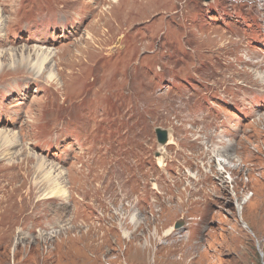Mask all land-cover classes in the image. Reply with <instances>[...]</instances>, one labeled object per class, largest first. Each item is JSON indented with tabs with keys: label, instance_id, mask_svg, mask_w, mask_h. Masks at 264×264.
<instances>
[{
	"label": "rangeland",
	"instance_id": "rangeland-1",
	"mask_svg": "<svg viewBox=\"0 0 264 264\" xmlns=\"http://www.w3.org/2000/svg\"><path fill=\"white\" fill-rule=\"evenodd\" d=\"M3 10L17 42L0 46V264H264V158L236 170V198L206 189L205 151L264 150V116L251 119L264 93L238 103L214 87L264 71L246 65L264 59V0H0ZM38 46L26 56L43 77L13 83L35 75L21 49ZM225 120L230 135L214 137ZM158 129L173 141L164 150Z\"/></svg>",
	"mask_w": 264,
	"mask_h": 264
},
{
	"label": "bare ground",
	"instance_id": "bare-ground-1",
	"mask_svg": "<svg viewBox=\"0 0 264 264\" xmlns=\"http://www.w3.org/2000/svg\"><path fill=\"white\" fill-rule=\"evenodd\" d=\"M0 13L2 14V15L0 14V20H1L0 21V25H3V26H0V30H2L4 32L3 38L0 41V43H1L0 46L7 45V44H9V42L10 43L17 42V39H13V40L12 39L11 40L10 39H7V36L9 35V33L7 31L8 28L5 29V24L7 23V21H6L7 15H5V14L6 13L8 14L10 12L3 10L2 12L0 11ZM83 39H85L84 36L80 35V37H79V39L77 41H81V40L84 41ZM15 50H17V49H14V51ZM21 50H23L22 53H21V57L25 59V61H23L24 62L23 63L24 66H26V68L28 69V71H30V73L34 72L35 69L30 64L31 63L30 60H31L32 55L26 56V52H29V53H31L32 51L34 53L35 52H39V51H41L40 47L38 46L35 49L34 48H29V47L27 48L26 47L25 49H21ZM43 53H45V50H42V54ZM0 54H2L3 57H5V55H6V53H4V50L0 51ZM49 54H46V58H45V59H48V61H49V59L50 60L53 59L52 56H50ZM15 57L16 56L14 54L13 58L15 59ZM246 65H249V66H252V67H255V68H259V69L260 68L261 69H264V59L263 58L261 59V57H260V59H259L258 62L249 59V60L246 61ZM3 67H4V65H3V63H1L0 64V69L3 68ZM43 69L44 68H39L36 73L34 72V74H35L34 76H32V77L31 76H27L26 78H22V80L16 81V82H13V83H15V84H17V83H23L25 85H28L29 82H30V80L32 78L43 77V74L45 72V70H43ZM227 69H228V65H227ZM216 73H217V75H220L221 74L220 71H217ZM256 75H257L256 77L255 76L254 77H247L245 74H241L239 76V81L238 82H235V83H233V82H226L222 86L215 85L214 84V87H215V90L216 91L223 93L224 96H227V97L229 96L228 94L231 91H237V92H239L240 95H239V99L237 100L238 103H243L244 101H247L249 99H253L254 97H257L258 98V101L257 102H259L260 101V98H259L260 95H262L264 93V71L258 72V73H256ZM56 77L57 76H55V80H56ZM51 78H54V75ZM9 85H11L9 82L4 84V86H8V87H9ZM254 106L255 107H259L260 110H259V112L254 117H251V119H254V118L257 117V121H259L264 116V114H263V112H264V104L258 103V104H255ZM254 106H251L252 109L249 110L250 112H252ZM216 116H217V114H216ZM198 119H199V121L201 123H203L204 120H205V116H201ZM226 123H227V121L225 120L224 122H222L219 125L218 132L215 134L216 136H214V137L224 139L226 137V135H230V133H225L224 135L222 134L221 129L225 126ZM234 130L236 131V133L238 135L241 134L240 131L241 132L243 131L241 128L238 129L239 130L238 131L236 125H235ZM201 131L204 132L205 131V128L202 127L201 128ZM258 138H259V140L260 139L264 140V133L263 132L258 133ZM14 139H16V138H14ZM172 142H173L172 139H170V140H168V142H166L160 148L162 150H164V148L166 147V145L167 144H171ZM236 143H237V141H228V142H226L224 145H222L220 147H214L213 145H210L207 141H205V145H206L205 151L207 153V158H208L207 162H208L209 167H211L210 169L214 172V175L212 176V181L209 184L206 185V189H208V188H214V189L219 188V192L228 191V193H232V194H234L236 192L237 193L236 194V196H237L236 198H238V191H237V186H236L237 178L235 176L236 175V170L239 169L241 171V170H243V167L244 166H251L252 165L251 162H254L257 159H260L258 157L264 158V150H261V149L256 150V149H252L251 146L244 147V146H242V143H238V144H236ZM235 148H238L239 149V153H238L237 156H233V152L236 151ZM33 156L37 157V159H38L37 161H39V163L46 164V160H44V158H42L41 156H37L35 154H33ZM219 156L222 157V158H224V159L223 160H220L219 164H217L219 166V170L218 171L216 170V172H215L213 170V162ZM202 164L203 163H201V165ZM203 165H205V164H203ZM203 165H202V167H203ZM204 172H205V170H204ZM226 172H228L230 174V176H225V173ZM195 175H196L195 173H189V176H191L192 178H195L198 183H201L204 180L203 178H201V177L198 178L197 175L196 176ZM191 195H192V192L190 194H188L189 199L191 198ZM246 202H248V200L245 198L244 201H243V203H242L243 204V206H242V209L243 210L246 208L244 206V204H246ZM196 206L197 205H192V210L193 209H196L195 208ZM47 227H51V226L48 225ZM170 234H171V232H170Z\"/></svg>",
	"mask_w": 264,
	"mask_h": 264
},
{
	"label": "water",
	"instance_id": "water-1",
	"mask_svg": "<svg viewBox=\"0 0 264 264\" xmlns=\"http://www.w3.org/2000/svg\"><path fill=\"white\" fill-rule=\"evenodd\" d=\"M205 1L208 2L210 0H205ZM157 135H158V140L161 144H165L167 142L168 135H167V132L165 130L158 129Z\"/></svg>",
	"mask_w": 264,
	"mask_h": 264
}]
</instances>
